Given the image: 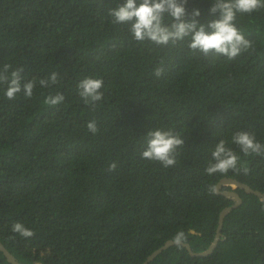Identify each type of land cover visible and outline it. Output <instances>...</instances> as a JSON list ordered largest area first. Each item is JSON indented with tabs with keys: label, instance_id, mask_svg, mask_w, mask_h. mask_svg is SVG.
I'll list each match as a JSON object with an SVG mask.
<instances>
[{
	"label": "trees",
	"instance_id": "obj_1",
	"mask_svg": "<svg viewBox=\"0 0 264 264\" xmlns=\"http://www.w3.org/2000/svg\"><path fill=\"white\" fill-rule=\"evenodd\" d=\"M124 2L0 0V69H22L21 83L37 79L31 98L21 92L9 100L0 85V241L23 263L140 264L181 230L200 251L232 203L210 191L221 177L264 193V155L245 156L231 143L239 130L264 144V9L237 14L253 48L228 60L191 51L187 39L135 41L107 14ZM211 4L185 7L207 25L218 18ZM52 72L58 83L41 87ZM85 77L103 80L95 107L78 94ZM58 92L63 102L44 103ZM93 120L95 134L87 129ZM156 128L184 139L175 166L142 158ZM220 139L240 157V171L206 173ZM236 191L242 203L225 215L211 253L193 256L173 244L147 264H264V204ZM15 222L34 235L13 233ZM0 264H12L1 250Z\"/></svg>",
	"mask_w": 264,
	"mask_h": 264
},
{
	"label": "clouds",
	"instance_id": "obj_2",
	"mask_svg": "<svg viewBox=\"0 0 264 264\" xmlns=\"http://www.w3.org/2000/svg\"><path fill=\"white\" fill-rule=\"evenodd\" d=\"M187 0H125L122 5L108 10V16L114 24H127L129 32L137 42L148 40L157 45H167L169 42L188 40V48L193 52H199L204 56L214 53L233 60L242 52L253 48L250 40L245 38L243 32L236 26L237 14L251 15L254 12L264 9V0H212L208 9L210 15L218 14L205 24L198 21L201 15L198 9H193L189 14L186 11ZM12 68L10 64H4L0 69V85H5L4 95L7 99L13 100L18 93L31 98L33 89L36 87L37 79L33 77L21 83L20 75L22 69ZM163 69H155V75L159 77ZM41 87H50L58 83L56 72H52L46 79H39ZM103 87V80L100 78L85 77L78 85V94L86 106L95 107L98 101L103 99L100 91ZM64 96L59 92L55 95H48L44 103L57 105L64 101ZM87 129L95 134L98 129L96 122L87 123ZM231 143L238 146L240 152L245 156L264 155V144H261L254 133L248 131H235L231 135ZM184 144V139L179 133L171 129L156 128L147 133L145 150L141 153L143 159L157 161L163 167L175 166L177 163L178 147ZM212 162L205 171L209 175L217 172L226 174L229 170L240 171L237 163L240 157L228 147L225 139H220L211 152ZM115 162L109 165V170H114ZM246 172L247 169H244ZM215 191L214 187L210 188ZM12 232L21 237L30 238L34 235L33 230L21 222L12 225ZM184 231H178L173 237V243L181 247L186 240Z\"/></svg>",
	"mask_w": 264,
	"mask_h": 264
},
{
	"label": "water",
	"instance_id": "obj_3",
	"mask_svg": "<svg viewBox=\"0 0 264 264\" xmlns=\"http://www.w3.org/2000/svg\"><path fill=\"white\" fill-rule=\"evenodd\" d=\"M222 186H229V188L222 189ZM214 188H215L214 192L220 193V194L226 196L227 198H229L232 201V203L230 205L223 207L220 210V212L218 214V220H217L215 235H214L212 242L208 245V247H206L205 249L200 250V251H194V250H192V248L190 247L188 242H185V241L183 242L182 246H184L187 249V251L190 255L205 256V255L211 253L212 250L215 248L217 241L219 240V238L222 235L221 234V228H222L223 219H224L225 215L230 210L239 206L242 203V198H241L240 194L236 191L237 188L243 189L246 193H252V194L258 196L264 204V193L262 191H260L258 189H254L250 185H248L247 183L239 181L234 177H228V176L221 177L217 181V183L214 185ZM173 244H174L173 239H167L161 246L157 247L151 253H149L146 256V259L144 261H142V263H140V264H147L157 254H159L162 250H164L165 248H167L168 246L173 245ZM0 250L2 251V253L6 257V259L10 263H12V264H26V263H23V262L17 260L15 258V256L4 246V244L1 241H0Z\"/></svg>",
	"mask_w": 264,
	"mask_h": 264
}]
</instances>
